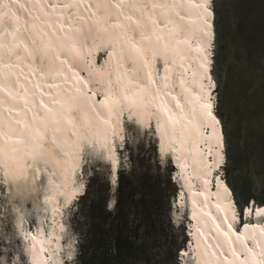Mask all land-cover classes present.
<instances>
[{
  "label": "snow or ice",
  "instance_id": "obj_1",
  "mask_svg": "<svg viewBox=\"0 0 264 264\" xmlns=\"http://www.w3.org/2000/svg\"><path fill=\"white\" fill-rule=\"evenodd\" d=\"M214 4L0 0V264H79L71 243L59 254L79 210L85 173L104 181L107 207L116 204L109 194L126 177L133 134L158 137L153 151L163 169L160 134L181 121L189 87L184 76L195 75L193 63L207 69L192 87L208 107L198 121H181L193 138L200 137L188 167L210 176L214 190L226 189L231 207L223 227L217 220L215 232L200 230L202 261L194 260L185 239L170 264H264V199H238L228 179L235 169L228 167L234 158L215 52ZM194 53L203 55L194 61ZM260 70L264 87V63ZM93 163L88 171L85 165ZM256 178L264 181V156ZM29 185L39 189L32 200L25 199Z\"/></svg>",
  "mask_w": 264,
  "mask_h": 264
},
{
  "label": "rangeland",
  "instance_id": "obj_2",
  "mask_svg": "<svg viewBox=\"0 0 264 264\" xmlns=\"http://www.w3.org/2000/svg\"><path fill=\"white\" fill-rule=\"evenodd\" d=\"M229 0H215V24L217 32V44L215 48L216 59L219 61L218 73L222 85L221 92L224 94L225 101V117L228 123V131L231 139V147L234 154V159L228 165L229 169H235L231 175H229V182L232 181L233 186L237 189L239 198L246 199L249 195H254L260 199L262 195V181L258 177L261 173L260 166L257 160V147H261L264 141V100L261 98L259 92L260 81L257 78L252 79L250 74H247L242 69V65L239 61L236 51L232 44L228 45L225 55L221 56V43L218 34V23L221 14L223 21L222 29L230 31L233 23L232 8L228 2ZM260 94V95H258ZM133 142L131 148L126 150V155H130L129 168L124 171L126 176L121 180L120 188L111 195L115 200L119 194V190L128 185V182L132 184L135 193H141L143 184L145 182V175L149 174V177H153L159 180L162 187L165 190V194L169 196L163 207L162 215L166 220H170V225H166V232L173 235L172 239L177 242L176 249L184 244L185 239L189 244L191 243V232L187 233L190 228L188 224V207L183 208L177 201L179 192L181 191V181L174 180L177 175V169L172 161L168 162L167 158L163 161V169H158V160L153 151V146L156 143L157 136L141 134L136 137L133 134ZM87 159L95 160L94 156H90ZM92 165L86 164L85 167L88 171H91ZM249 167L252 169V177L248 175ZM224 175V173H221ZM106 176V173H105ZM171 177V178H170ZM83 180L85 182V192L80 197V206L76 217L71 221V232L65 235L64 239V252L68 249V244L71 243V249L74 252L73 260H77L80 264V249L84 243V231L87 222L86 214L90 204L86 197H83L85 193L94 194L98 189H102L104 181L96 176H90L85 173ZM171 181V185L168 181ZM31 185L28 186V194L26 200H32L39 196V189L34 188ZM30 189V190H29ZM106 190V185H105ZM91 197V196H90ZM116 204L113 205L115 210ZM109 208V207H108ZM110 209V208H109ZM169 226V227H167ZM176 251V250H175ZM174 251V252H175ZM65 253H63L64 255ZM170 264V261H168ZM183 264V262H182ZM188 264H193L192 260L188 261Z\"/></svg>",
  "mask_w": 264,
  "mask_h": 264
},
{
  "label": "trees",
  "instance_id": "obj_3",
  "mask_svg": "<svg viewBox=\"0 0 264 264\" xmlns=\"http://www.w3.org/2000/svg\"><path fill=\"white\" fill-rule=\"evenodd\" d=\"M228 2L232 8L233 23L227 33L222 29L226 19H222L219 14L221 56L225 55L231 43L239 56L242 69L252 79L260 81L259 92L264 100L260 70V65L264 63V3L261 0ZM224 86L221 83V88ZM232 152L231 147L234 158ZM256 153L262 169L264 141L261 147H257ZM168 184H172L170 180ZM101 187L93 195L85 193L83 196L90 204L85 216L87 222L83 234L84 243L80 249V264H168L169 256L175 253L177 242L172 239L171 233L166 232L170 220H166L162 211L169 196L165 194L161 182L146 174L144 190L137 194L128 182L119 190L115 210L107 207L105 184ZM233 188L237 193V189ZM262 190L260 199H264V181Z\"/></svg>",
  "mask_w": 264,
  "mask_h": 264
},
{
  "label": "bare ground",
  "instance_id": "obj_4",
  "mask_svg": "<svg viewBox=\"0 0 264 264\" xmlns=\"http://www.w3.org/2000/svg\"><path fill=\"white\" fill-rule=\"evenodd\" d=\"M205 2L211 3V0H205ZM211 19V14L209 13V23H211ZM196 35L199 36V33L197 32ZM210 38L211 29H209V37L204 41L205 45L210 41ZM207 51L209 55L206 58V62L211 66V49L209 48ZM202 55V53H200L199 56L194 53L191 59L198 61ZM192 71L195 73L194 76H184L185 82L189 85L187 90L183 93L184 106L181 111V121L185 122L189 117H191L193 121H198L203 116L204 109L208 107L207 104L201 103L202 94L199 90L192 87L193 81H199L201 76L206 75L207 69L201 67L200 63H193ZM181 121H177L175 128L169 129L167 133L162 132L160 135L163 138L162 146L166 158L171 155L173 157L172 161L177 169V175H175L174 180L177 181L178 179V181H181L182 188L179 192L177 201L183 210L185 207H188L190 217L192 218L191 221L193 222L191 225L192 230H189L191 232V243L189 244L188 251L193 253L194 260L202 261L201 254L205 251V243L202 242L203 234L200 230L203 228L204 232H207L209 228H212L213 232H215L213 226L216 224L217 220L221 222V227L224 226L226 221H224L222 217L231 207V194L227 193L226 189H222L219 186L214 190L210 176L206 178L203 171L199 168L194 171L193 168L188 167V162L192 158L190 151L195 153L198 150L196 141H198L200 137L197 135L193 138L189 126ZM186 133L188 134L186 135ZM172 142H175V146H173ZM10 170L12 169L10 168ZM193 174L195 178L190 180L189 177L193 176ZM11 178H17L15 173ZM32 190H34V188ZM199 193H203L204 195H200ZM110 209H113V206ZM209 212L213 213V216H208L207 214ZM41 215H43V212H41ZM231 215L232 213L229 212V216ZM232 224L238 227L239 221L233 219ZM216 235L218 239L223 240V237L220 236L219 233H216ZM61 244L65 246L64 240L61 241ZM53 247H55V245H53ZM225 247H227V245H225ZM71 251L73 259V249H71ZM67 252L68 250L64 253L66 254ZM59 255H63V253Z\"/></svg>",
  "mask_w": 264,
  "mask_h": 264
}]
</instances>
